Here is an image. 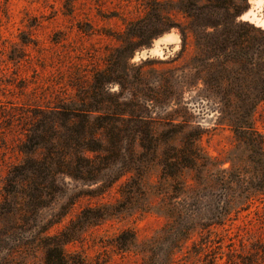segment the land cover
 Wrapping results in <instances>:
<instances>
[{
	"label": "rangeland",
	"instance_id": "obj_1",
	"mask_svg": "<svg viewBox=\"0 0 264 264\" xmlns=\"http://www.w3.org/2000/svg\"><path fill=\"white\" fill-rule=\"evenodd\" d=\"M196 2L201 1L0 0V214L7 207L21 220L28 178L37 180L33 193L43 198L20 234L31 246L21 252L25 264H43L39 236L62 232L66 253L81 264H264V195L251 189L257 185L250 180L252 162L230 126L239 110L225 107L203 83L220 67L211 61L209 73L207 58L188 31L183 47L181 31L190 24L180 9ZM235 2L247 7L243 0ZM247 3L238 20L264 30V0ZM71 116L100 121L89 137L97 151L80 149L77 156L85 169L107 160L99 164L105 169L92 182L26 169L25 161L40 159L49 142L75 127ZM253 118L264 137V102ZM104 127L121 134L114 159L104 152L111 146ZM136 127L148 130L154 155L141 148ZM188 133L206 156L218 160L214 167L233 165L249 180L235 189L236 206L223 225L196 227L173 247L167 214L181 202L174 197L182 182L202 185L193 207L198 222L220 219L223 211L217 213L216 207L226 203L224 191L209 196L207 172L185 171L183 181L164 177L158 158L166 146L179 147ZM71 149L66 160L74 164ZM143 156L141 163L134 162L141 181L134 179V170L117 177L124 162ZM136 180L141 193L124 196V184L134 186ZM101 207L106 215L97 218ZM5 235L0 221V250L7 248L1 239Z\"/></svg>",
	"mask_w": 264,
	"mask_h": 264
},
{
	"label": "trees",
	"instance_id": "obj_2",
	"mask_svg": "<svg viewBox=\"0 0 264 264\" xmlns=\"http://www.w3.org/2000/svg\"><path fill=\"white\" fill-rule=\"evenodd\" d=\"M200 1L191 4L192 8H187L186 10L183 7L180 9L188 18L190 24L187 30L181 31L183 47L186 44L188 31L194 38L196 48L201 50L207 58L208 65L206 67L209 68V73L211 72V61H217L219 64V73L217 75L208 73V78L202 81L208 85L209 91H215V93L219 94L221 103L225 107H235L239 110V116L234 121H230V126L233 128L236 142L238 145L246 148L252 162L253 173L250 175V180L256 181L257 185L251 189H253L255 194L264 195V137L255 128L253 118L254 110L260 103L264 102V30L254 27L248 21L238 20L240 15L248 8L247 0H243L245 2L243 4L247 5V7L243 6V8L235 0ZM210 11L211 14H208ZM213 11L222 12V17L217 15L212 16ZM204 19L207 21L206 23L201 22ZM96 81L100 80L96 79ZM221 85H224L225 88L221 89ZM215 88L216 90H214ZM89 112L92 111L90 110ZM63 117L67 118L66 114H63ZM71 117L77 123L75 127L69 129L65 136L60 137L57 135L52 142H49L48 146L46 145L45 147L46 153L40 159L25 161L24 166L26 169L39 174L52 171L53 174L83 182L94 181L92 177L105 169L104 167H100L99 164L107 160H99L98 158V162L95 161L85 169L84 166H81L80 158L77 156L80 149H85L89 152L97 151L94 148V142L89 140V137L96 133L99 125H101L99 124L100 121L91 122L85 116ZM104 129L111 144L109 148L104 149V152L110 154V158L114 159L117 155V146L121 141V134L113 128L104 127ZM135 129H137L136 131L142 138L141 148L148 151L150 155H154L156 146L149 139L148 130L141 127H136ZM196 139V136L188 133L184 135L179 147L169 149L166 146L162 156L158 158V164L162 169V173L166 179L183 181V172L185 171L207 172L211 175L212 179L208 181L210 188L209 196L213 197L216 196L215 192L224 191L226 203L225 206L223 204L222 207H216L217 213L223 211L220 219L207 220L203 223L198 222L195 220L193 207L199 200L200 196L197 195V191L202 185L198 182L189 186L190 184L187 181L182 182L183 189L177 190L174 197V200L180 198L182 203L176 201L170 207V214H167L172 222L170 226H166V228L168 227L167 232L175 237L173 247L175 243H181L187 239L196 227L209 228L211 226L223 225L225 219L232 213L231 210L236 206L235 200L237 197L235 196V189L243 188L246 184L245 180H249V178H246L247 173L236 169L233 165L223 170L218 168L219 164L217 167H214L218 163V160L206 156L200 150ZM70 146H72L71 151L75 152L73 154L74 164H69L66 160L68 157L67 149ZM137 159L131 157L129 163L124 162L126 167L123 168V172L117 177L131 173L134 170V179L141 181L143 175L139 167L137 165L134 166V162L141 163L143 159H146V156L142 158L137 157ZM213 167L215 170L212 169L211 171ZM213 171L219 172V175L212 174ZM52 173L50 174L52 175ZM33 175L35 176V174ZM202 177L205 179V175ZM26 182L29 184L30 189L28 192L24 191L22 193L27 198L23 199L22 206L24 209L20 210V214L22 215L21 220H15L14 213L8 210L7 207H3V212L0 214L3 233L7 234L5 237H1V239H4V247L7 248H1L0 250V264H25L21 252L31 247L21 239L20 234L26 232L27 226H30L28 214L43 205V198L33 193V190H36L38 185L34 177L28 178ZM19 184L23 185L22 181ZM140 186L141 183L137 180L134 186L129 181L124 184L121 193L124 196L135 193L140 194L142 191ZM126 189L127 191H123ZM51 190L52 188L48 187V191ZM15 194L18 193L16 192ZM12 197L14 198L15 196ZM11 204L18 206L15 202ZM8 207L10 208V205ZM101 208L95 214L97 218L106 215L102 213L105 212L103 211L104 207ZM15 211L17 210L15 209ZM19 223L24 224L25 228H17ZM43 231H46V228H43ZM39 237L41 239L39 247L43 250V264L82 263L66 253L64 248L67 242L65 232L60 233L58 236ZM131 239L134 240L135 237L132 236ZM167 255L171 256L172 253L167 252Z\"/></svg>",
	"mask_w": 264,
	"mask_h": 264
}]
</instances>
